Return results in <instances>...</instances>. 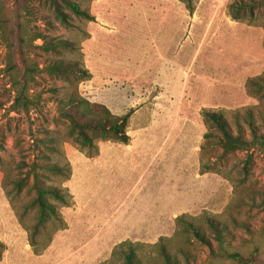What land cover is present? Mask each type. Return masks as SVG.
<instances>
[{"label":"rangeland","instance_id":"1","mask_svg":"<svg viewBox=\"0 0 264 264\" xmlns=\"http://www.w3.org/2000/svg\"><path fill=\"white\" fill-rule=\"evenodd\" d=\"M0 1V264H124L112 253L125 241L146 264H164L154 246L159 242L183 264L181 250L189 264H236L223 257L209 217L227 226L230 252L264 250V153H224L203 117L205 110L222 113L235 126L240 113L245 125L251 109L255 123L264 124V88H247L250 79L264 75L263 3L233 15L232 6L250 0H76L95 19L67 11L66 25L43 1ZM15 5L26 11L23 40L11 33ZM38 33L75 48L46 52L39 47L43 41L33 39ZM61 60L78 63L96 80L67 81L45 71ZM23 74L35 100L27 109L15 103V83ZM77 94L116 114L137 108L129 131L149 157L148 168L128 172L133 155L123 149L109 154L111 164L98 182H71L69 151L99 155L76 139L62 116L61 101ZM42 138L52 140L46 141L50 148ZM94 139L98 149L122 144ZM46 162L62 169L39 170L44 181L67 187L74 205L60 208L67 228L54 232L49 247L36 255L17 210L28 224L36 222L29 206L36 195L34 167ZM184 214L212 240L214 254L184 232L185 222L176 220Z\"/></svg>","mask_w":264,"mask_h":264},{"label":"trees","instance_id":"2","mask_svg":"<svg viewBox=\"0 0 264 264\" xmlns=\"http://www.w3.org/2000/svg\"><path fill=\"white\" fill-rule=\"evenodd\" d=\"M48 3L54 10L56 17L64 24L70 23V14L67 11L72 12L74 15L94 21L89 11L83 9L76 0H40ZM264 4V0L256 1L250 0L241 2L237 6H232L231 12L233 15H239L242 12L250 11L254 12V7L258 4ZM1 4V1H0ZM190 11H193V7H189ZM14 14V23L11 30L12 35L16 39L23 40L22 35L25 34L22 30V19L26 18V11L19 10L18 6L11 9ZM0 17L2 19L1 8ZM34 40H42L43 44L39 46L46 52H59L60 49H74L75 45L68 40H54L48 36L38 33L35 34ZM27 43V41H26ZM27 64L26 62H24ZM45 71L49 75H53L59 78H63L67 81L78 79V82L89 81L92 78L89 70L82 68L76 62L65 61H53L49 63ZM29 73V71L25 72ZM16 87V99L15 103L21 108H29V106L35 104L34 98L30 95L28 76L24 74L18 78L15 83ZM247 88L249 91H260L264 88V75L256 78H252L248 81ZM135 109H131L124 115L114 114L108 106L99 102H92L79 94L61 101V113L62 116L69 122L70 132L76 137V139L86 147H95L96 155L99 152L98 146L95 144L94 135H100L104 141H115L123 144H128L131 140L128 134V128L132 114ZM203 117L206 123L211 124L216 130L215 138L217 144L223 148L224 153H232L237 150L258 148L264 153V124L261 128L255 123L254 114L251 109L245 113V120L243 125L240 121V113L236 114V124L232 126L227 118L218 112H212L205 110ZM263 129V131H261ZM210 135V134H209ZM208 137V135H207ZM41 139V142L50 148L49 143H53L52 140ZM48 141L49 143H47ZM88 157H94L90 154ZM61 167L57 164L46 162L44 164H35L34 167V183L33 188L36 192L34 199L30 203V208L36 210V222L34 224H28L26 220L27 215L20 213L17 210V215L20 224L28 231L29 244L36 255H41L51 244L54 232L58 230H64L67 228L66 221L60 212L61 207H71L74 205V197L67 187H59L55 185L46 184L44 181V174L41 171H61ZM71 177V167L69 164V170L66 181ZM51 199L58 203H54ZM28 211V210H27ZM186 216L181 215L176 220L185 222ZM184 232L188 233L197 242L206 245L210 248L211 253L214 254L213 242L206 235V233L194 222L186 221ZM208 228L214 234L213 239L218 242L223 251V257L231 260L236 264H264V250L257 247L250 254L245 255L240 252H230L228 250L227 236L229 231L226 225H223L221 221L216 218L209 217L207 219ZM54 227V231H50L51 227ZM264 236V228L262 230ZM129 241L118 244L113 250V258L117 256H123L124 264H146L145 260L140 256L138 251L129 247ZM127 249H124V247ZM154 246H158L160 249V255L164 264H183L182 261L175 255H173L166 245L158 243ZM5 247L3 242L0 241V259L3 256ZM181 253L185 255V262L189 264L187 252L181 250ZM187 255V256H186Z\"/></svg>","mask_w":264,"mask_h":264},{"label":"crops","instance_id":"3","mask_svg":"<svg viewBox=\"0 0 264 264\" xmlns=\"http://www.w3.org/2000/svg\"><path fill=\"white\" fill-rule=\"evenodd\" d=\"M90 73L92 75V72ZM160 73L161 75H163L161 82L164 85H166L167 84L166 78H165L166 75L164 71L160 70L159 74ZM91 80H93V83H94V81L96 80V77L92 76ZM99 103H102V102H99ZM131 109H135V112L137 111V108H131ZM134 113L132 114V117ZM116 115L121 116V114H116ZM132 117L130 119V123H131ZM130 123H129V128H130ZM129 128H128V134L131 140L128 144L122 143V144H115L111 146H101L99 149V155L95 158H87L85 155L80 154V153H78V155H74L76 151H69L70 161L73 166V176H72L71 182H74L75 179H79V178H88L87 179L88 181L92 179L93 182L95 183L98 182L97 181L99 178L98 175L102 174L104 170H106V168H108L111 164V162L109 161L110 160L109 154H113L116 151H122L123 149H126L127 152H130L131 156L133 155V158L129 160L127 163V169L129 170L128 172L132 173L133 171H136L137 174H140V170H142L143 166L144 168H148L150 166L148 165L149 157L147 158V155H145V153L143 152V149L141 148L142 147L141 144L135 142V136L132 135L131 131H129ZM140 162H143L142 166H139ZM93 182L92 184H94ZM92 189H95V187L91 188L90 190Z\"/></svg>","mask_w":264,"mask_h":264}]
</instances>
